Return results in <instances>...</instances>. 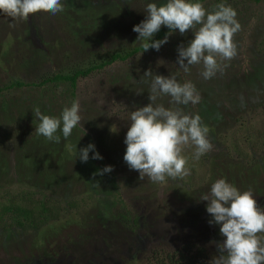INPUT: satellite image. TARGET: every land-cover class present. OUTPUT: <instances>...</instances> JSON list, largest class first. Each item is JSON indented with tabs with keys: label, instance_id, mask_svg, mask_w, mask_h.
<instances>
[{
	"label": "rangeland",
	"instance_id": "obj_1",
	"mask_svg": "<svg viewBox=\"0 0 264 264\" xmlns=\"http://www.w3.org/2000/svg\"><path fill=\"white\" fill-rule=\"evenodd\" d=\"M61 2L64 11L38 12L27 21L0 14V205L36 193L57 203L51 208L56 216L43 218L35 228L17 226L8 215L0 218V264H181L179 255L188 248H200L209 264L218 255L216 243L224 239L220 226L208 223L207 201L199 200L212 183L223 178L241 192L251 189L264 208V81L259 83L263 73L257 71L264 66V0L201 2L209 12L224 3L237 13V55L230 61L217 58L221 70L215 75L221 85L231 82L235 89L226 93L220 84L212 87L220 94L216 112L208 114L211 120L201 112L202 101L180 106L185 114L205 115L202 123L212 126L213 147L194 160V146H185L189 174L162 184L140 180L123 160L129 116L149 103L146 70L175 76L180 83L184 75L188 81L202 76V65L185 73L176 63L178 46L192 40L197 29L168 32L158 51L139 52L78 76L74 88L67 82L9 88L13 80L35 83L54 73L70 75L142 45L133 26L145 19L148 3L160 6L166 0ZM251 82L260 92L247 100L243 90ZM71 94L80 105L82 126L67 139L58 132L60 143L37 135L34 109L59 117L73 103ZM166 100L157 103L170 107ZM89 143L102 159H92L90 151L82 163L77 150ZM105 166L112 171L94 175ZM117 212L129 220L122 224L114 217ZM168 254H174L171 262Z\"/></svg>",
	"mask_w": 264,
	"mask_h": 264
},
{
	"label": "clouds",
	"instance_id": "obj_2",
	"mask_svg": "<svg viewBox=\"0 0 264 264\" xmlns=\"http://www.w3.org/2000/svg\"><path fill=\"white\" fill-rule=\"evenodd\" d=\"M62 11L61 0H0V14L14 22L27 21L38 12L55 15ZM145 12V19L132 29L138 33L137 40L145 41L144 51L150 48L158 51L167 42V35L162 40L152 39L161 26H166L169 34L178 30L184 35L197 29L187 46L177 49L176 63L185 73L190 71V66L202 65V77L210 79L221 70L217 58L230 61L237 55L234 36L241 25L231 6L220 3L209 12L199 0H166L160 6L148 3ZM15 26V23L9 24V27ZM143 76L151 77L150 81L145 80L149 83V103L130 113L123 160L130 170L139 173L140 180L147 177L153 183L162 184L166 178L174 180L189 174L188 158L182 155L185 146H194L192 158L199 160L213 145L201 117L185 114L180 107L189 103L196 105L201 100L191 81L180 83L175 76H153L151 70H146ZM164 97L169 98L170 107L157 103ZM79 113L80 105L75 101L63 108L59 117L42 114L36 107L34 114L39 123L35 131L48 141L60 143L58 132L67 139L74 128L82 126ZM90 151L92 159H102L91 143L77 150V158L87 162ZM111 171L112 166H105L94 175ZM199 200L207 201L206 212L212 217L208 223L219 225V233L224 237L222 243L212 242L216 243L218 255L209 264H264V208L257 204L251 189L241 192L221 178Z\"/></svg>",
	"mask_w": 264,
	"mask_h": 264
},
{
	"label": "trees",
	"instance_id": "obj_3",
	"mask_svg": "<svg viewBox=\"0 0 264 264\" xmlns=\"http://www.w3.org/2000/svg\"><path fill=\"white\" fill-rule=\"evenodd\" d=\"M202 1L203 0H199V2H202ZM254 1H259V0H254ZM168 32H169V30L165 26L164 28H161L160 31L157 32L153 36L152 39L153 40H161L162 38H164L167 35ZM188 43H189V41H186L185 46H187ZM149 50H151V48L148 49L147 51H149ZM139 52H146V51H144L142 45H137V46L133 47L129 52L125 53L124 55H120L119 53H113L110 55V58L108 61H103L100 64L93 65L87 69L75 70L70 75H68V74L59 75V74L54 73L52 75L42 77L40 79V81L35 82V83H33V82L23 83L21 81L13 80L10 82L8 87L9 88H20V87L26 86V85H28V86L29 85L40 86V85H44L46 83L67 82L71 88H74L75 79L78 76H85L86 74H88L89 72H91L94 69H100L103 66H105L106 64L111 63L113 61L125 60L129 56L136 54V53H139ZM262 67L263 68H257L258 73H261V72L263 73V76L261 78L260 77L258 78V80H260V82H259L260 84H262V81H264V66H262ZM218 75H219V73H218ZM217 79H218V76H214L210 79H204L202 76H197L196 78H194V76H193V79L191 78V82L195 85L196 89L201 92L200 102L201 101L203 102L205 109L203 111L199 108V110H201V112L205 115L206 114L207 115L213 114L217 110L215 108V106L217 105V102H218L217 99H218V95L220 93L216 94L212 89V87H215L216 84H218V87H219L220 83ZM205 80H207L208 85H204V88L206 90H204V89L202 90L201 89L202 83H205V82H203ZM180 81L185 82L188 80H185V75H184ZM221 84H222V82H221ZM221 84L219 87L220 91H224L226 93L228 91V93H229V92H232L233 89H235L231 82H229L228 84H226V82H225L224 85H221ZM256 88H257V84L251 82V83H249V88L247 87L245 90H243V93H244L245 98L247 100L249 98L253 97L254 95L259 94L260 91H256ZM207 90H209V91H207ZM211 91L213 92V94H211ZM72 97H73V94H71V96H70L71 100H72ZM167 100H169L168 97H167ZM167 100L165 102H168ZM72 102H73V100H72ZM198 115H199V111H198ZM203 117H201L202 122H203V119H205ZM210 117H213V116L208 115L207 119L211 120ZM205 124H207L208 126L210 125L209 122H206ZM210 127H212V126H210ZM210 127H209V129H211ZM211 134H212V132H210V135ZM37 194L38 193L27 194L26 196L25 195H23V196H17L16 195L15 197H13L12 200H11V198H8V202H5L3 205H0V218L4 215H8L9 217L11 216L13 218V222H15V225H17V226H21L23 224H26L30 227L35 228L38 226V224L40 223V221L43 218L56 216L54 213H52L51 208L52 209H53V207L56 208L57 203L52 199H41V198L36 196ZM48 203H50L51 205ZM124 213H126V212H124ZM114 215L115 214L112 213V217ZM114 217L117 218L122 224L126 223L129 220V218L126 217V214H123V212H119V213L117 212ZM131 221L133 223V220H131ZM127 227H129V225H127ZM189 249L190 248H188L184 252L180 253L179 259L177 260V262L180 260H184V262L181 264H207L205 262V260H206L205 255H203L201 252H199V250H201L200 248L195 249V251H193V252H190ZM168 257H169L170 262H171L172 258L174 257V254H171V256H169V254H168L165 258L167 259ZM174 262H176V260H174ZM161 264H162V262H161Z\"/></svg>",
	"mask_w": 264,
	"mask_h": 264
}]
</instances>
